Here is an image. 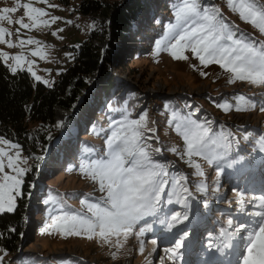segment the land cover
Wrapping results in <instances>:
<instances>
[{
  "label": "rangeland",
  "instance_id": "1",
  "mask_svg": "<svg viewBox=\"0 0 264 264\" xmlns=\"http://www.w3.org/2000/svg\"><path fill=\"white\" fill-rule=\"evenodd\" d=\"M80 1L81 0H70L69 5H65L60 0H48L47 3H37L36 0H31L35 7L44 8L48 13V16L42 19L50 20L52 16L59 18L49 27H40L33 30L21 29L20 31L21 39L26 40L31 37L41 41L39 51L46 54L44 58L40 55H32V52L36 51L38 48L35 44H25L23 48H9L5 44H0V51L7 52L10 55L23 54L27 59L34 61L32 70L36 75L40 76L41 79H35L27 70V64L24 65V69H26L36 81H41L43 83L44 81H48V83L45 84H52L57 79L60 72L67 67L62 60L68 58L71 62L73 61V46L81 43L90 30L98 29L105 31V29H109V27H107L109 18L107 20L103 16L93 17L77 11ZM108 1L119 3L124 0ZM25 2H29V0H19L21 4ZM16 3L17 0H0V9L14 7ZM49 5H55V7H50ZM228 11L231 13L229 15L234 19L228 18L233 22H235V20L238 21L237 24L242 29H238V31L244 33L249 41L258 43L264 40V35H261L250 24L240 20L237 14H234L229 9ZM9 15L13 20L19 19L23 17L24 9L22 8L17 15H15V13ZM69 21L71 23H69ZM25 22L28 23L29 21L25 18ZM0 25L13 32L11 39L15 42L17 36L14 33L19 25L8 24L6 21L0 22ZM247 28L252 29V31L247 32ZM59 29H63V31H59ZM256 34H259L258 38L254 37ZM236 35L238 34L236 33ZM97 43L102 44L105 53L108 40L102 42L98 41ZM105 44L106 46H104ZM184 54L188 56L187 60H177L167 51H161L156 55L155 47H153L152 50L146 51L144 54L134 59L128 68L116 69L112 72L117 76L119 82L122 80L125 83H129L132 88L143 93L147 98L145 101H158L164 97L178 98V96H187L190 98V101H194L192 104L194 108L199 106L200 110L207 113L211 119L221 122L223 133L227 137V140L221 141V143H226L230 146L217 147L216 151L219 153V156L211 165L200 157L192 158L197 163L201 164L204 176L195 174V169L190 167L187 163V156H183L182 158L185 144L182 137L174 130L175 123L167 124L164 128H154V132H148L146 135L150 138L148 141L149 145L153 148H160V153H156V155L161 158L163 164L168 166L170 175H175L177 178L179 175L187 177L186 181H182L188 188V193L183 194L187 199V207H185L184 203H176V198L174 196L171 197L173 203H168L169 193L172 191L171 184H169V186H166L165 193L162 195L156 215L146 216L139 221L134 226L133 233L129 235L127 241L121 248L114 247L111 244H105L97 238L90 240L83 234L66 236L61 235L53 229L42 231L47 224L51 223V217L59 215L60 212L58 214H52L46 217L45 220H42V222L39 221V226L37 228H35L34 225L27 229L26 236L28 239L22 246L24 256L33 254L36 255L38 259H41L36 261L28 260L26 262L27 264H186L192 261L188 258L189 256L193 257V264H205L207 261L205 258V251L207 249L205 247H210L209 243L211 240L208 239L206 235L208 233H213L217 235V237H220L222 242H225L226 240L223 238L224 235H222L224 229H227V231L231 233L235 225L241 222L238 219L239 217L244 215L249 216L250 212L258 210L252 207V204L248 202V198L262 196V194L259 193L261 191H257L256 188L257 184H260L262 181L261 179L264 178V152L259 151V146L256 144V141L261 135H264V111L261 110L264 108V85H253L245 81L229 83L230 73L222 69L219 64L212 63L205 67L200 64L199 59L194 57L190 51H185ZM8 64H13V61L9 60L7 62V65ZM193 65L195 67H193ZM133 68L134 70H132ZM201 73H204V75H201ZM96 79L97 78L94 77L90 80V84L85 92L88 93L89 90L95 86ZM234 89H236V92L238 91L244 94L246 98L251 101L252 106H250L248 110L236 111L234 109V111L220 116L221 108L218 105H221V101H219L218 104H211L206 101L207 98L217 97L223 92L227 93V91ZM76 112L73 113L76 114ZM189 116L191 119L205 124V122L196 118L194 115H184V117ZM69 118L68 116L65 119L58 131H62L63 135L65 130L68 129V133L71 134L69 138L76 141L74 143H76V146H79L81 143L79 140H82L79 138H84V136H86L89 132V130H87V128L89 129V125H86V130L78 131L77 122L74 124L76 127L68 125ZM81 121L85 122V120ZM99 123L101 124V121H99ZM55 126H57V123H55ZM74 129H76V131ZM90 131L94 138L95 136L98 138L94 139L90 138L91 136H86V139L90 138L89 145L94 144L92 147H96L94 148L96 151L90 155L94 157L106 151L105 140L107 135L110 134L111 129L103 126V131L101 133L95 134L93 130ZM248 132H252L253 134H248ZM238 133H241V135ZM161 135L167 139L166 143H169L170 149L172 147L177 148V153L166 152L164 146L167 144H163V142L159 140V136ZM0 137L20 146L22 157L28 158L27 164L22 165V167L31 170L34 157H41V159H39L40 165L45 164L48 159V157H42L46 152H39L34 155L31 149L25 150L17 141L1 134ZM245 137L248 138L245 139ZM252 141L255 142L256 146L252 144ZM56 143L57 140L55 141V144ZM250 145L255 146L254 148L256 150H249ZM234 146L239 150L237 153L233 151ZM83 150L84 149L80 147L79 153L84 152ZM14 151L15 150H11V152ZM79 165L80 163H76L75 168L67 170V172H55L49 181L53 182V184L52 182L50 183L55 189L59 188L64 193L71 194L75 192L77 196L74 197V200H70L71 205L76 210L87 213V209L82 208L81 198L85 196L83 200L96 203L99 202V199L103 197L105 193L99 191L98 184L80 173ZM229 165L232 166L229 167ZM221 169V174L217 178V171ZM254 169L257 171V176L262 177L258 181H256V178H258L257 176L256 178H252L254 173L251 172H253ZM260 170L262 172H260ZM5 171L10 170L6 168ZM27 172L22 177L23 183L20 186L19 196L23 193ZM42 183L45 185L47 181L44 180ZM201 183L206 186V191L197 189V185ZM34 187L35 184H32L31 188L33 189ZM238 191H243L246 196V208L244 212H241L236 205V193ZM19 196L16 197L15 207ZM175 213H181V217L173 222L172 216ZM184 213H187V219L183 218ZM88 215H90V213H88ZM217 216H219L220 219H217ZM228 219L233 220L232 228H229L227 225ZM161 220L165 221V223H160ZM251 220H253V217L250 218V221ZM169 222L172 223L171 228L168 227ZM198 225H201L203 229L198 230ZM247 226L248 227L244 231H240V235L232 237L233 240L230 242L232 247L234 246L235 248L238 243V245H240L242 238L243 241L245 240L240 246L237 255L238 262H240L242 256L246 254V237L251 228V224L248 223ZM141 228L145 229V233L142 237H138L136 233L139 232ZM122 239L121 237V240ZM156 239L158 240L156 244L153 245L151 241ZM141 241H143V253L140 251ZM177 241H182V246L176 250L175 255L167 252V249L175 248ZM113 254H115V257ZM170 256L172 257L171 259L169 258ZM0 257H2V259H0V264H8L11 260L8 258L9 256L1 252ZM212 258L213 257H211V260ZM222 259H225V256H223ZM233 260H235V258H233ZM210 262L209 260L207 264H210Z\"/></svg>",
  "mask_w": 264,
  "mask_h": 264
},
{
  "label": "snow or ice",
  "instance_id": "2",
  "mask_svg": "<svg viewBox=\"0 0 264 264\" xmlns=\"http://www.w3.org/2000/svg\"><path fill=\"white\" fill-rule=\"evenodd\" d=\"M36 2L47 3L48 0H36ZM225 3L240 20L264 35V0H225ZM49 6L55 7V5ZM21 7L24 9L23 17L13 20L9 14L16 13ZM172 12L174 23L166 26L164 37L156 42V55L161 51H167L174 59L187 60L188 56L184 53L190 51L199 59L201 65L206 67L216 63L230 73L229 83L245 81L253 85H264V40L258 43L249 41L244 33L237 37L233 26L225 22L221 9L214 5L205 6L202 0H175L172 4ZM47 16L45 9L35 7L31 0L22 4L17 0L14 7L0 9V22L19 25L15 30L17 36L15 42L11 39L13 32L0 25V44H5L9 48H23L25 44H35L38 48L32 52V55H40L44 58L46 54L39 51L41 41L31 37L26 40L21 39L20 31L49 27L59 19L55 16L50 20L42 19ZM25 18L28 23L25 22ZM0 60L6 64L9 60L13 61V64L7 65L13 73L24 70V65L27 64V70L35 79H41L32 70L34 61L27 59L23 54L10 55L0 51ZM235 99L236 111L248 110L252 106L251 101L243 95ZM218 106L224 111L233 108V105L227 102ZM261 110L264 111V108ZM173 121H175V132L182 137L185 144L182 158L187 156V163L195 169V174L204 176L201 164L192 158L200 157L211 165L219 156L216 148L230 146L221 143L226 141L227 137L213 134L210 126L199 123L190 116L181 117L173 113L169 123L172 124ZM110 128V134L105 140L106 151L101 153L98 159H88L86 157L96 150L85 148V158L81 159L79 165L80 173L98 184L99 191L105 195L96 203L82 200V208H86L87 213L81 210H61L59 215L51 217V223L42 231L53 229L66 236L83 234L90 240L97 238L105 244L121 248L139 221L146 216L156 215L162 195L169 184L172 191L169 193L168 203H173L171 197L174 196L176 203H184L187 207V199L183 194L188 193V188L182 183L187 177L179 175L177 178L175 175H170L166 164L153 159L154 154L160 153L161 150L147 143L145 132L155 131L148 126L147 114L140 115L139 119H129V114L126 113L121 120L111 124ZM256 144L259 146V151L264 152V135L259 137ZM11 150L15 151L11 152ZM169 150L177 153L176 147ZM27 162L28 158L22 157L18 144L0 137V213L14 210L16 197L20 195V186L23 183L22 177L29 171L28 168L22 167ZM6 168L10 171H5ZM221 171L222 169L217 171V178ZM197 189L207 190L203 183L197 185ZM236 196V205L241 212H244L246 196L243 191H238ZM248 202L258 209L250 212L249 216L257 219L250 222L251 228L247 233L245 244L246 254L242 256L241 264H264V195L250 197ZM180 217L181 213H175L172 221L175 222ZM183 218L187 219V213L183 214ZM160 223L165 221L161 220ZM227 225L232 228L233 220L228 219ZM168 227H172L171 222L168 223ZM247 227L245 223L240 222L235 225L231 233L224 229L222 231V235L226 237L224 246L231 247V238L240 235V230ZM144 233L145 229L141 228L136 235L142 237ZM151 243L155 245L156 240H152ZM181 246L182 241H177L175 248L166 251L175 255L176 250ZM143 250V241H141V253ZM113 256L115 257V254Z\"/></svg>",
  "mask_w": 264,
  "mask_h": 264
},
{
  "label": "trees",
  "instance_id": "3",
  "mask_svg": "<svg viewBox=\"0 0 264 264\" xmlns=\"http://www.w3.org/2000/svg\"><path fill=\"white\" fill-rule=\"evenodd\" d=\"M60 1L65 5L70 3V0ZM174 2L175 0H124L112 3L108 0H81L77 11L93 17L103 16L107 20L109 18V29L90 30L81 43L73 46V61L66 58L69 60V64H66L62 60L67 67L52 84L36 81L26 69L13 73L6 63L0 60V134L17 141L25 150L31 149L34 155L48 152L51 139L58 134L54 123L58 106L71 111L78 105L76 114L69 115L68 125L76 127L74 124L77 122L78 131L86 130V125H89L86 136H91L90 138H94L90 130L97 134L103 131V126L111 129L110 125L121 120L126 113L129 114V119H139L140 115L146 113L148 126L153 129L164 128L170 124L173 113L181 117L191 114L205 122L206 126H210L213 134L225 136L221 122L211 119L199 106L194 108V101H190L189 97H164L148 102L145 101L147 98L143 93L132 88L129 83L122 80L119 82L112 72L128 68L134 59L152 50L156 42L164 37L166 26L174 23ZM202 4L219 7L225 22L232 25L237 36H240L238 29H242L237 20L231 21L234 18L229 15L231 13L225 0H202ZM247 30L252 31L249 28ZM258 35L254 37L258 38ZM105 40H108V45L104 53L102 44L97 42ZM94 77L97 78L95 86L85 94L90 80ZM223 93L217 96L219 98L214 96L212 99H206L211 104L221 101V105L225 102L233 105L229 111L220 107V116L234 111L235 98L245 96L236 92V89ZM82 99L84 101H81ZM174 123L175 121L172 122ZM68 132L66 129L63 135L60 133L57 143H54L48 152L45 164L40 165L39 159L34 157L15 209L12 212L0 213V246L2 253L11 259L8 264H27L28 260H41L33 254L24 256L21 245L28 239L27 229L34 225L37 228L39 221L42 222L46 217L58 214L61 210H76L70 203V200L77 196L76 193L69 194L59 188L55 189L53 182L49 180L57 171L67 172L75 168V164L85 158L84 152L79 153L80 147L85 150L93 148L94 144L89 145L90 138L86 139L84 136L79 138L82 139L79 140L81 143L76 146V141L69 138L71 134ZM147 134L148 132H145L146 138ZM159 138L163 144H167L163 135ZM94 139L98 138L95 136ZM252 144L255 145V142L252 141ZM164 148L166 152H171L169 143ZM233 150L234 153L239 151L236 146ZM99 157L100 154L87 158ZM153 159L162 163L156 154ZM44 180L47 181L45 185L42 183ZM32 184H35L33 189Z\"/></svg>",
  "mask_w": 264,
  "mask_h": 264
},
{
  "label": "bare ground",
  "instance_id": "4",
  "mask_svg": "<svg viewBox=\"0 0 264 264\" xmlns=\"http://www.w3.org/2000/svg\"><path fill=\"white\" fill-rule=\"evenodd\" d=\"M67 64H69V62H67ZM62 116H63V112H61V111H59L58 112V115H57V124L58 125H61V123H62ZM262 172V171H261ZM263 175V174H262ZM258 177V176H257ZM259 184V183H258ZM257 184V185H258ZM257 191H261V192H259L260 194H262L263 195V192H264V185H259V186H257ZM250 218H252L251 216H241V219H240V221L241 222H243V223H245L246 225H248V223H250L251 221H250ZM253 219H257V218H255V217H253ZM245 221H247V222H245ZM246 229V228H245ZM245 229H241L240 231H244ZM204 232H205V230H204ZM203 234V233H202ZM200 235V234H199ZM239 237V236H238ZM243 237V236H242ZM223 238H225V240H226V237L225 236H223ZM216 239V238H215ZM220 240V239H219ZM232 238H231V240H230V242H232ZM210 241H212V240H210ZM239 241H240V238H239ZM245 241V240H244ZM243 238L241 239V242H240V245H238L237 244V246L234 248L235 249V251L237 252H235L234 251V249L233 250H231V248H232V246L231 247H224L222 244L216 249L215 247H212L211 248V250H209L208 252H207V254H206V259H207V261L205 262V264H207V263H209V260L211 261L210 262V264H216L217 262H220V261H217V259L218 258H220V257H222V256H224L225 254H230V251L231 252H233V255L235 256V260H234V262L232 263V264H241V261L240 262H238V257H237V255H238V252H239V249H240V246L243 244ZM235 244V243H234ZM215 248V249H214ZM225 253V254H224ZM211 257H213L212 258V260H211ZM188 258H190L192 261H190L189 263H186V264H193V257H188ZM236 259H237V261H236ZM236 261V262H235ZM221 264H226V263H224V259L223 260H221Z\"/></svg>",
  "mask_w": 264,
  "mask_h": 264
},
{
  "label": "water",
  "instance_id": "5",
  "mask_svg": "<svg viewBox=\"0 0 264 264\" xmlns=\"http://www.w3.org/2000/svg\"><path fill=\"white\" fill-rule=\"evenodd\" d=\"M104 46H106V44H105ZM104 48H105V47H104ZM86 93H87V92H85V94H86ZM83 97H84V96H83ZM81 101H84V100L82 99ZM77 106H78V105H76V107H77ZM76 107H75V109L69 111V110H65V109L61 108L60 106H58V109L56 110L55 123H57L56 120H57L58 112L61 111V112L64 113V114H63V120H62L61 125H58V124H57V126H56V128H57L58 130H59V128H61V126L63 125V122L65 121V119H66L69 115L73 114V112H76V110H77ZM62 109H63V110H62ZM60 133H61V132H59L57 135H55V136L51 139L49 149L47 150L48 152H49V150L51 149V146L55 143V141L58 140ZM54 140H55V141H54ZM30 153H32V152H30ZM46 155H47V152H46V154L43 155L42 157L45 158ZM22 246H23V245H21V247H22Z\"/></svg>",
  "mask_w": 264,
  "mask_h": 264
},
{
  "label": "built area",
  "instance_id": "6",
  "mask_svg": "<svg viewBox=\"0 0 264 264\" xmlns=\"http://www.w3.org/2000/svg\"><path fill=\"white\" fill-rule=\"evenodd\" d=\"M22 10V7L17 11V13H15V15H17L20 11ZM15 34V33H14ZM63 61L67 64V62H69L68 59L64 58ZM0 252H1V247H0Z\"/></svg>",
  "mask_w": 264,
  "mask_h": 264
}]
</instances>
